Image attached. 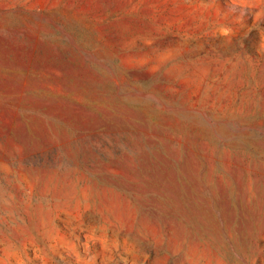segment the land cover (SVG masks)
Instances as JSON below:
<instances>
[{"label":"rangeland","instance_id":"obj_1","mask_svg":"<svg viewBox=\"0 0 264 264\" xmlns=\"http://www.w3.org/2000/svg\"><path fill=\"white\" fill-rule=\"evenodd\" d=\"M0 264H264V0H0Z\"/></svg>","mask_w":264,"mask_h":264}]
</instances>
